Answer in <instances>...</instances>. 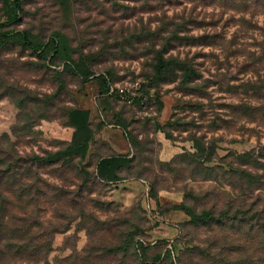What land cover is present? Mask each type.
<instances>
[{"label": "rangeland", "instance_id": "rangeland-1", "mask_svg": "<svg viewBox=\"0 0 264 264\" xmlns=\"http://www.w3.org/2000/svg\"><path fill=\"white\" fill-rule=\"evenodd\" d=\"M19 1L0 0V32L30 43L0 46V207L5 235L40 255L0 264H264L263 16L221 0ZM158 54L193 81H160Z\"/></svg>", "mask_w": 264, "mask_h": 264}, {"label": "trees", "instance_id": "trees-1", "mask_svg": "<svg viewBox=\"0 0 264 264\" xmlns=\"http://www.w3.org/2000/svg\"><path fill=\"white\" fill-rule=\"evenodd\" d=\"M214 1V0H212ZM19 0H15V6L19 8ZM221 3L229 4L231 5L235 10H239L242 13H248L252 11V16L258 14L263 16L264 21V0H221ZM3 25L0 24V28H2ZM10 32L1 33L0 32V46H3L8 41L17 42L23 45L30 44L27 38V35L25 33H19V32H11L12 35L9 36ZM54 44V52H56L57 42L51 41ZM55 42V43H54ZM42 53V52H41ZM42 56V55H41ZM257 63H262L264 60L261 56L259 58H256ZM186 63L184 61L176 60V59H168L165 60L163 58V55L158 54L156 57V63L154 66V71L158 75L160 81L162 75L165 72L170 71L172 68L176 69V71L183 73V82H191L193 81V75L192 72L187 71L186 69ZM97 82L99 88L101 89L102 86L105 88V93L108 94L109 92V86L111 85L110 82L106 79L98 80L93 79ZM264 89V87H262ZM87 114L88 110H78L77 115ZM79 137V139L77 138ZM92 137V132L89 130V124L87 123V120L84 119L82 123L76 124V131L73 134V140L71 145V150L73 151L74 155H84L86 153V145L90 141ZM10 163V162H9ZM10 168H12V164H9ZM4 213H3V207H0V258L1 256H7L11 255V257L29 260V261H35L39 257V251L36 250H29L28 245H20L23 241V238L18 236V232L15 230L11 233V235L6 236L5 235V227H4ZM261 229L264 230V223L261 226ZM7 231V230H6ZM19 243V246H18ZM42 257V256H41ZM47 264V262L45 263Z\"/></svg>", "mask_w": 264, "mask_h": 264}, {"label": "built area", "instance_id": "built-area-1", "mask_svg": "<svg viewBox=\"0 0 264 264\" xmlns=\"http://www.w3.org/2000/svg\"><path fill=\"white\" fill-rule=\"evenodd\" d=\"M108 95H118L124 100H129L130 99V97L127 96V90L125 88L114 87L112 85L109 86Z\"/></svg>", "mask_w": 264, "mask_h": 264}]
</instances>
